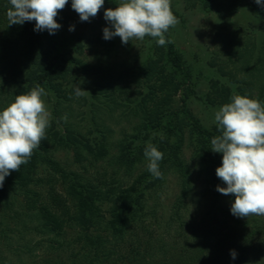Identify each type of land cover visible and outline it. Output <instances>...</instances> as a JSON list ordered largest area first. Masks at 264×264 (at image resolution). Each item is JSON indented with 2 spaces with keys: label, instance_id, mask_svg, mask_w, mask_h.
I'll return each mask as SVG.
<instances>
[{
  "label": "rangeland",
  "instance_id": "obj_1",
  "mask_svg": "<svg viewBox=\"0 0 264 264\" xmlns=\"http://www.w3.org/2000/svg\"><path fill=\"white\" fill-rule=\"evenodd\" d=\"M119 3L120 0H105L97 16L90 17L88 21H81L71 2L68 3L57 15L56 21L61 27L54 33L56 42L51 45L43 31L35 30L34 46L21 43L20 47H28L16 52L18 60L25 56L26 51L31 53L28 54L30 63L18 62L14 66L0 63V111L13 102L16 95L36 87L26 83L25 77L40 76L49 66L50 57L53 56V62H56L61 52L63 61L77 58L98 67L112 63L119 70H122L119 63H125L133 71H142V83L126 96L114 93L108 85L109 80H103L96 74L98 70L92 67L88 71L72 69L67 81L53 83L51 87L46 83L40 84L47 93L43 99L51 113V121L46 139L39 148L47 143V151L57 162L80 173L78 182L85 189L84 198L100 210L95 213V222L91 216L81 215L67 221L61 229L55 228L49 215L41 212L39 218L32 222L36 231H30L16 220L14 212L20 211L21 206L18 204L11 211L0 197V222H3L0 223V249L12 258L2 264H82L80 256L75 260L71 258L76 250L68 249V246L82 231L94 230L96 225L93 223L105 225L110 221L114 199L120 191L132 187L138 180L140 185L135 187V197H143L140 198L141 204L150 203L152 207V203L158 201L161 206L159 212L168 214L167 210L180 196L182 182L177 171L167 163V145L174 141L168 135L167 115L176 112L180 118H185L180 99L186 89L191 90L187 113L216 136L221 133L214 123V113L230 102L233 94L247 95L262 103L264 18L249 9L228 15L218 10H205L201 6L189 8L186 0H171L172 10L179 16V23L171 29V37L191 68L192 78L187 81L182 75L173 73L166 59L165 47L159 46L155 38L133 39L129 41L127 51L119 50L118 36L104 39L105 27L114 31L104 19V12L108 8L114 9ZM70 27L74 30L70 31ZM76 85L90 94L76 97ZM64 116L67 120L62 119ZM159 121H162L161 126ZM148 142L163 153L159 162L162 179L153 177L148 171L144 154L132 172L122 166V159L129 148L132 150L138 146L145 149ZM218 155L222 161L223 154ZM184 159L193 168L191 196L186 201L188 210L184 211L186 225L182 231L189 236L208 211L212 194L208 193L207 176L201 167L204 154L190 140L184 148ZM95 169L107 174L104 180H100ZM35 171L40 174L46 172L38 165L34 167ZM141 176L144 178L140 179ZM10 191L15 198L24 196L18 184ZM224 202L231 210L233 202L230 198ZM139 207L134 205L133 211ZM178 230L173 229L171 235L177 236ZM166 243L169 246L174 240H166ZM9 246L18 253L15 257L8 252ZM162 257L160 255L157 260L161 261ZM152 261L154 259L144 255L138 257L134 264H151Z\"/></svg>",
  "mask_w": 264,
  "mask_h": 264
},
{
  "label": "trees",
  "instance_id": "obj_2",
  "mask_svg": "<svg viewBox=\"0 0 264 264\" xmlns=\"http://www.w3.org/2000/svg\"><path fill=\"white\" fill-rule=\"evenodd\" d=\"M70 2L71 0H68V3ZM186 6L189 8L201 6L205 10H218L228 15H233L241 9H249L264 18V0L260 5L255 1L245 0H186ZM9 7H11L9 0H0V63L1 65L9 63L12 66L18 62L30 63L31 57L28 54L31 53L26 51L25 56L29 57L23 55L24 57H19L18 60L16 52L20 48L28 47H20L24 42L32 43L34 46L35 21L9 25L6 16ZM173 13L179 18L177 13L174 11ZM171 29L165 34L166 40L170 41L164 45L167 62L171 65L173 73L191 81V68L185 63L174 44ZM43 33L51 45L56 42L54 34H49L47 30H43ZM118 41L120 51L129 50V42L122 43L120 37ZM38 42L40 43L39 39ZM21 43L23 44L20 45ZM60 55L56 57L58 59L56 62H53V56L50 57L49 66L40 76H26L24 81L35 86L46 83V86L51 87L53 83L67 81L72 69L88 71L92 67L98 70L99 73L96 74L102 76L103 80H109L108 85L114 93L122 96L132 93L142 83V71H133V68L125 63H119L122 69L119 70L112 63H103L104 65L98 67L77 58L63 61V52ZM190 92V89H186L180 99L185 118H180L176 112L167 115L168 135L174 138V141L167 145V163L177 171L182 182L180 196L171 209L167 210L168 214L166 211L159 212L161 206L158 201L153 200L155 203H152V207L150 203L141 204L140 198L143 197H135V187L140 185L138 180L132 187L120 191L118 197L114 199L110 221L105 225L98 221L97 224L93 223L96 225L94 230L82 231L71 246H68V249L76 250L72 251V259L80 256L82 264H134L138 257L147 255L154 259L151 264H264V216L237 217L226 207L224 200L229 197L234 202L235 197L233 194L224 195L217 191L218 185L226 187V184L216 175V169L221 166L222 161L218 153L210 149L211 139L216 135L202 127L197 119L187 113ZM261 95L264 104V90ZM161 124L162 121H159L158 125ZM188 140L195 143L204 154L201 167L207 176L208 193L212 194L208 211L189 236L182 232L186 225L184 211L186 213L188 210L186 201L192 190L193 168L184 159V148ZM43 145L44 147L34 150L28 163L22 165L19 171H12L5 177L0 192L4 205L13 211L19 204L21 210L14 212L16 220H19L24 229L30 231H36V226L32 225V222L39 218L41 212L49 215L51 224L57 229H61L67 221L75 220L81 215L87 218L89 215L95 222L97 220L95 213L100 209L89 204L84 198L85 189L78 182L80 173L57 162L47 151V143ZM128 150L122 159V166H125L128 172H132L141 163L144 149L137 146ZM37 165L45 168L46 172L41 174L34 172ZM95 170L101 177L100 180H104L107 174ZM17 184L23 190L22 199L15 198L10 191ZM136 204L140 207L133 211ZM178 228L177 236L171 235L172 230ZM167 238L174 240V243L168 246ZM11 248L12 246L7 248L8 252L15 257L18 253ZM233 251L236 253L235 259L231 256ZM160 255L163 256L161 261L157 260ZM9 260L12 258L7 257L0 249V264Z\"/></svg>",
  "mask_w": 264,
  "mask_h": 264
},
{
  "label": "clouds",
  "instance_id": "obj_3",
  "mask_svg": "<svg viewBox=\"0 0 264 264\" xmlns=\"http://www.w3.org/2000/svg\"><path fill=\"white\" fill-rule=\"evenodd\" d=\"M6 16L9 25L35 21L36 31L54 34L61 25L56 17L68 0H9ZM260 5L262 0H255ZM105 0H71V7L81 21L95 17ZM114 31L105 27L104 39L120 37L127 44L133 39L155 38L159 46L170 43L165 34L179 20L172 11L171 0H120L113 9L104 12ZM74 30L73 27L69 29ZM75 86L76 97L89 95ZM44 88L37 85L30 91L15 96L13 102L0 111V187L12 171L28 163L35 149L46 139L51 113L47 109ZM62 119L67 120V116ZM214 123L220 135L211 139V150L222 153V164L217 177L226 187L217 186L224 195L233 194L231 213L237 217L264 216V104L247 95L233 94L230 102L214 113ZM144 156L148 171L155 178H163L159 162L163 153L151 142L146 144ZM233 259L236 253L231 252Z\"/></svg>",
  "mask_w": 264,
  "mask_h": 264
}]
</instances>
